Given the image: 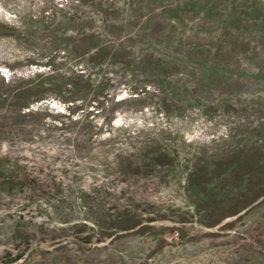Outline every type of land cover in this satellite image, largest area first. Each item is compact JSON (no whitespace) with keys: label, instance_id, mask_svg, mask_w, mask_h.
<instances>
[{"label":"rangeland","instance_id":"rangeland-1","mask_svg":"<svg viewBox=\"0 0 264 264\" xmlns=\"http://www.w3.org/2000/svg\"><path fill=\"white\" fill-rule=\"evenodd\" d=\"M0 264H264V0H0Z\"/></svg>","mask_w":264,"mask_h":264},{"label":"trees","instance_id":"trees-1","mask_svg":"<svg viewBox=\"0 0 264 264\" xmlns=\"http://www.w3.org/2000/svg\"><path fill=\"white\" fill-rule=\"evenodd\" d=\"M240 209V208H239ZM238 211H240V210H238ZM230 216V215H233V213L231 214H225L224 212H220L219 214H218V218H220V219H224V218H226L227 216Z\"/></svg>","mask_w":264,"mask_h":264}]
</instances>
